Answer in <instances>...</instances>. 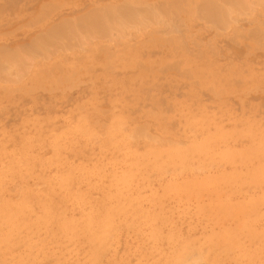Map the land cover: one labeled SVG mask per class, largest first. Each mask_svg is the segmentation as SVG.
<instances>
[{"label":"rangeland","instance_id":"374dc122","mask_svg":"<svg viewBox=\"0 0 264 264\" xmlns=\"http://www.w3.org/2000/svg\"><path fill=\"white\" fill-rule=\"evenodd\" d=\"M240 2L0 0V264H264V0Z\"/></svg>","mask_w":264,"mask_h":264},{"label":"bare ground","instance_id":"6f19581e","mask_svg":"<svg viewBox=\"0 0 264 264\" xmlns=\"http://www.w3.org/2000/svg\"><path fill=\"white\" fill-rule=\"evenodd\" d=\"M240 1V0H239ZM243 2V0H241V2L240 3H242ZM50 5V4H49ZM112 7V6H111ZM121 8V7H120ZM100 10V9H99ZM123 10V9H122ZM115 11V10H114ZM140 11V10H139ZM143 11V10H142ZM101 12V11H100ZM119 12V11H118ZM130 14V13H129ZM144 14V13H143ZM119 16H121V15H119ZM157 16V15H156ZM137 17V16H136ZM80 18V17H79ZM97 18V17H96ZM99 18V17H98ZM104 19V18H103ZM119 19V18H118ZM123 19H125V17L123 18ZM93 21V20H92ZM105 21V20H104ZM97 22V21H96ZM121 22V21H120ZM125 23H126V21H124ZM124 22H121V23H124ZM131 22V21H130ZM67 24V23H66ZM119 23H117L116 22V25H118ZM127 24V23H126ZM150 24V23H149ZM73 25V24H72ZM119 25H121V24H119ZM69 26V25H68ZM74 26V25H73ZM22 27V26H21ZM52 27V26H51ZM90 27V26H89ZM150 27V26H149ZM148 27V28H149ZM61 30V29H60ZM68 30V29H67ZM126 34V33H125ZM138 34V33H137ZM127 36V35H126ZM46 38V37H45ZM137 38V37H136ZM51 41H52V39H51ZM106 46V45H105ZM38 47V46H37ZM49 48V47H48ZM50 49V48H49ZM41 53H42V51H41ZM5 58V57H4ZM82 59V58H81ZM21 61V60H20ZM35 62V61H34ZM32 65V64H31ZM41 72V71H40ZM1 77V76H0ZM63 86V85H62ZM32 90V89H31ZM41 90V89H40ZM252 128H254V127H252ZM65 132V131H64ZM95 143V142H94ZM74 145V144H73ZM175 145V144H174ZM185 146V145H184ZM177 147V146H176ZM248 151V150H247ZM2 154V153H1ZM196 155V154H195ZM130 156V155H129ZM172 156V155H171ZM187 156V155H186ZM21 157V156H20ZM170 159V158H169ZM55 160V159H54ZM53 161V160H52ZM112 163V162H111ZM169 165V164H168ZM205 166V165H204ZM243 166V165H242ZM246 166V165H245ZM77 167V166H76ZM2 169V168H1ZM5 171V170H4ZM8 171V170H7ZM180 171V170H179ZM205 171V170H204ZM190 172V171H189ZM247 172V171H246ZM79 174V173H78ZM234 174V173H233ZM254 174V173H253ZM136 175V174H135ZM75 176V175H74ZM55 177V176H54ZM246 177V176H245ZM259 177V176H258ZM261 177H262V175H261ZM250 179H252V178H250ZM264 179V178H263ZM158 182V181H157ZM241 182V181H240ZM243 182V181H242ZM248 182V181H247ZM257 182H259V181H257ZM257 182H256V184H257ZM187 183V182H186ZM119 185H121V184H119ZM242 185H244V184H242ZM253 185V184H252ZM262 184L260 183V186H261ZM143 186V185H142ZM233 186V185H232ZM238 186V185H237ZM172 187H173V185H172ZM215 188V187H214ZM252 188V187H251ZM228 189V188H227ZM256 189V188H255ZM106 190V189H105ZM113 190V189H112ZM246 190V189H245ZM219 192V191H218ZM188 193V192H187ZM228 193V192H227ZM236 193V192H235ZM181 195V194H180ZM77 196V195H76ZM194 197H196V195L194 196ZM199 197V196H198ZM209 197V196H208ZM138 198V197H137ZM228 197H226V199H227ZM188 199H189V197H188ZM261 199V198H260ZM189 200H191V199H189ZM133 201V200H132ZM194 201V200H193ZM236 201H237V199H236ZM228 202L230 203V201L228 200ZM238 203V202H237ZM242 203V202H241ZM257 203V202H256ZM107 204V203H106ZM240 204V203H239ZM150 205V204H149ZM231 205V204H230ZM207 206V205H206ZM260 206H261V204H260ZM259 206V207H260ZM14 207V206H13ZM91 207V206H90ZM240 207H242L241 205H240ZM96 208V207H95ZM152 208V207H151ZM96 210V209H95ZM236 210V209H235ZM6 211V210H5ZM144 211V210H143ZM237 211H238V209H237ZM242 211V210H241ZM238 212H240V211H238ZM237 212V213H238ZM100 213V212H99ZM237 213H235V214H237ZM87 214V213H86ZM235 214H234V216H235ZM101 215V214H100ZM240 215V214H239ZM237 216V215H236ZM119 217V216H118ZM123 218V217H122ZM172 218V217H171ZM80 219V218H79ZM220 219H222V218H220ZM142 220V219H141ZM250 220V219H249ZM241 221V220H240ZM257 221V220H256ZM251 222H253V220L251 221ZM258 222V221H257ZM11 223V222H10ZM107 223V222H106ZM127 223V222H126ZM245 223V222H244ZM260 223V222H259ZM249 224V223H248ZM161 225V224H160ZM9 226V225H8ZM139 226V225H138ZM164 226V225H163ZM162 226V227H163ZM250 226V225H249ZM237 227H238V225H237ZM242 228V227H241ZM231 230V229H230ZM235 230V229H234ZM252 230V229H251ZM221 231V230H220ZM234 232V231H233ZM249 232V231H248ZM247 232V233H248ZM246 233V234H247ZM176 234H178L177 232H176ZM239 234V233H238ZM243 233H241V235H242ZM263 234V233H262ZM234 235V234H233ZM178 236V235H177ZM226 236V235H225ZM232 236V235H231ZM239 237V236H238ZM241 238V237H240ZM246 238H248V237H246ZM165 240V239H164ZM233 241V240H232ZM171 242V241H170ZM230 242V241H229ZM107 244H109V243H107ZM209 245V244H208ZM228 245V244H227ZM242 246H244V245H242ZM221 247V246H220ZM235 248V247H234ZM240 248V247H239ZM208 249V248H207ZM261 249V248H260ZM217 250V249H216ZM236 250H238V249H236ZM249 250V249H248ZM255 250V249H254ZM264 250V249H263ZM194 251V250H193ZM214 251V250H213ZM243 251V250H242ZM256 251V250H255ZM209 252V251H208ZM248 252V251H247ZM169 253V252H168ZM251 254V253H250ZM255 255V254H254ZM250 256V255H249ZM256 256V255H255ZM235 257V256H234ZM220 258V257H219ZM231 258V257H230ZM221 259V258H220ZM255 259V258H254ZM227 260V259H226ZM197 261V260H196ZM181 263V262H180ZM199 264V263H198Z\"/></svg>","mask_w":264,"mask_h":264}]
</instances>
